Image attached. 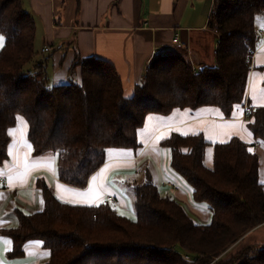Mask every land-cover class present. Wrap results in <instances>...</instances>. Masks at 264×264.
<instances>
[{"label":"trees","instance_id":"trees-1","mask_svg":"<svg viewBox=\"0 0 264 264\" xmlns=\"http://www.w3.org/2000/svg\"><path fill=\"white\" fill-rule=\"evenodd\" d=\"M264 0H215L208 26L218 34L216 64L194 68L181 54L151 59L131 95L124 93L114 64L76 53L67 81L52 84L48 57L36 59L34 17L22 0H0V163L8 158V129L19 115L28 122L35 154H57L59 178L85 187L106 161L108 148L138 147L137 134L148 113L175 108L218 106L226 117L246 97L251 60L260 42L256 18ZM80 67L79 80L74 79ZM196 69V72H194ZM247 127L264 140V107L249 112ZM162 144L170 165L191 190L194 202L211 212L198 222L173 196L162 194L148 177L133 191L136 219L113 205L60 200L41 181L44 207L18 211V225L2 231L12 238L9 257L25 253L40 239L50 251L45 264H264V242L226 251L264 225V184L259 155L238 136L216 143L213 166L204 162L202 133L173 132ZM190 259H186L184 255Z\"/></svg>","mask_w":264,"mask_h":264},{"label":"crops","instance_id":"crops-1","mask_svg":"<svg viewBox=\"0 0 264 264\" xmlns=\"http://www.w3.org/2000/svg\"><path fill=\"white\" fill-rule=\"evenodd\" d=\"M214 1L22 0V3L34 17L36 35L38 23L42 28L40 50L48 46L47 52H50L56 47L46 67L52 84L68 80L78 53L83 58L111 61L121 76L125 95L129 96L144 78L158 48L161 53L166 50L181 54L194 68L216 64L219 37L208 26ZM256 25L260 42L252 56L246 97L231 116L226 117L215 105L175 108L167 114L148 113L138 130V147L108 148L106 161L90 176L85 187L70 185L59 178L54 151L34 153L28 139V122L19 115L8 129V158L0 163V177L4 178L0 183V264H45L49 259L50 251L40 239L28 240L23 256L9 257L7 252L13 241L2 231L18 225V211L33 213L43 209L41 181L62 201L84 205L108 201L123 213L134 209V186L151 177L162 194L185 204L196 221L208 222L210 210L192 202L191 190L171 168L170 149L162 141L173 132L202 133L208 141L204 162L209 167L213 166L216 143L240 137L258 153L259 180L264 184V140L255 138L248 129L249 112L245 110V105L264 107V13L256 18ZM79 73L80 67H77L78 79ZM166 181H171L173 186L165 184ZM109 196L112 199H108ZM263 240L264 227L260 225L232 247Z\"/></svg>","mask_w":264,"mask_h":264},{"label":"rangeland","instance_id":"rangeland-1","mask_svg":"<svg viewBox=\"0 0 264 264\" xmlns=\"http://www.w3.org/2000/svg\"><path fill=\"white\" fill-rule=\"evenodd\" d=\"M211 0H209V2H210ZM38 28H37V35H36V37H35V49H36V57L37 58H43V57H49V58H51V57H53V55H54V52H55V49H56V47H53V49L50 51V52H42L41 50H40V45L43 43V36H42V28L40 27V24L38 23ZM0 37H3L4 39H3V45H4V41H5V37H4V35L0 32ZM3 45L2 46H0V50H1V48L3 47ZM167 53V51L165 50V52H163V53H155L154 52V54H153V56L151 57V59L152 58H154L155 56H157V55H159V54H166ZM50 72L52 73V70H50ZM68 78H69V74H68ZM74 79H76V80H79L78 79V77H77V74H76V77L74 76L73 77ZM51 83H53V80L51 81ZM179 176V175H178ZM179 178L181 179V181H182V183L183 184H185L186 185V183H185V181L179 176ZM193 203H195L194 201H192ZM195 204H197V203H195ZM184 205V207H185V209L188 211V213L190 214V212H189V210H188V208H186L187 206L185 205V204H183ZM123 215H126V216H128L129 218H131V219H136V213H135V210L134 209H129V211H126V212H123ZM197 221H199V220H197ZM263 227H264V225H263ZM264 241V240H263ZM255 243H258V242H255ZM259 243H262V241H260ZM245 244H238V245H236L235 247H232V249H231V247L226 251L227 253H225V256H230L231 254H233V253H235L236 251H238L241 247H243Z\"/></svg>","mask_w":264,"mask_h":264},{"label":"built area","instance_id":"built-area-1","mask_svg":"<svg viewBox=\"0 0 264 264\" xmlns=\"http://www.w3.org/2000/svg\"><path fill=\"white\" fill-rule=\"evenodd\" d=\"M213 1V0H212ZM175 40H177L176 38H175ZM49 47L48 46H44L43 48H42V51L43 52H46V51H49ZM161 51V49L160 48H158L157 50H156V53H159ZM194 72H196V69H194ZM257 107L256 106H250V105H245V110H246V112H250V111H252V110H255ZM4 182V178L1 176L0 177V183H3ZM165 184H167V185H169V186H173V183L171 182V181H166L165 182ZM108 199H112V196H109L108 197ZM184 257L186 258V259H190V257L188 256V255H184Z\"/></svg>","mask_w":264,"mask_h":264},{"label":"snow or ice","instance_id":"snow-or-ice-1","mask_svg":"<svg viewBox=\"0 0 264 264\" xmlns=\"http://www.w3.org/2000/svg\"><path fill=\"white\" fill-rule=\"evenodd\" d=\"M3 37H0V46H2L3 45ZM121 215H123V213H121Z\"/></svg>","mask_w":264,"mask_h":264}]
</instances>
